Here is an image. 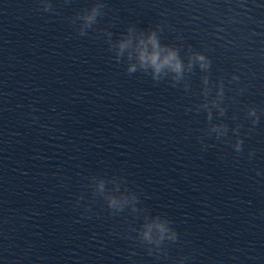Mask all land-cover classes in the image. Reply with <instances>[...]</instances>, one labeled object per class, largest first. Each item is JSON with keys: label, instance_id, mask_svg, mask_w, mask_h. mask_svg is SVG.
<instances>
[{"label": "water", "instance_id": "obj_1", "mask_svg": "<svg viewBox=\"0 0 264 264\" xmlns=\"http://www.w3.org/2000/svg\"><path fill=\"white\" fill-rule=\"evenodd\" d=\"M0 264H264V0H0Z\"/></svg>", "mask_w": 264, "mask_h": 264}, {"label": "clouds", "instance_id": "obj_2", "mask_svg": "<svg viewBox=\"0 0 264 264\" xmlns=\"http://www.w3.org/2000/svg\"><path fill=\"white\" fill-rule=\"evenodd\" d=\"M96 12L97 10L93 9V14L88 17L89 22L95 20ZM126 47L127 44L122 43L120 45L121 51ZM137 53L141 68L147 69L148 67H151L153 69L154 79L158 78L165 70L171 71L177 76L183 74L184 65L177 50L167 46H162L155 32H152L146 39H141L139 41ZM195 59L201 62V68L208 67V62H206V58L202 54H195ZM136 70L137 68L134 64L128 68V73H134ZM239 150L240 148L238 144L237 151ZM114 203V201L110 202V207H112ZM155 227L161 234L167 231L165 223H158ZM144 238L149 241L151 240V226L148 231L144 233Z\"/></svg>", "mask_w": 264, "mask_h": 264}]
</instances>
